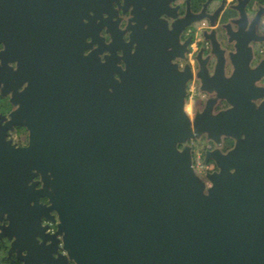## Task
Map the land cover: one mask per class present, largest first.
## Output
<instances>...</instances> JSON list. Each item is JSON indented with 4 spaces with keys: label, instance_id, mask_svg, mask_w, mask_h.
Here are the masks:
<instances>
[{
    "label": "water",
    "instance_id": "95a60500",
    "mask_svg": "<svg viewBox=\"0 0 264 264\" xmlns=\"http://www.w3.org/2000/svg\"><path fill=\"white\" fill-rule=\"evenodd\" d=\"M50 8L56 17L59 9L66 13V42H56L52 29L50 42L18 60L20 82L27 86L20 100L12 95L19 108L8 125L25 126L29 144L3 150L0 166V219L8 221L0 238L11 241L10 251L17 248L19 262L264 264V87L257 85L264 76V57L252 67L256 58L250 46L264 42V36L241 40L244 10L231 7L239 19L238 30L226 32L235 42L229 76L218 42L205 37L217 62L212 75L200 64L196 77L211 96L190 120L184 111L185 77L145 95L132 84L138 79L117 64L146 49L164 55L159 31L146 32L145 39L143 32L132 30L124 43L120 31L107 30L112 42L99 52L110 54L101 61L95 53L83 55L85 43L76 36V24L86 17L83 3L50 0ZM263 14L264 9L258 11L252 24ZM2 31L11 34L10 28ZM8 41L4 53L11 55V36ZM116 50L122 51L120 57ZM222 101L227 108L216 112ZM203 136L214 145L204 160L213 162L216 171L202 179L192 167L188 142ZM225 139L233 146L223 153ZM36 177L34 196L22 197L27 181ZM205 182L211 184L207 193ZM40 198L48 205H41ZM33 209L43 210L34 215L37 223L40 217L57 221L45 248H58L61 241L65 254L54 258L56 251L21 245L12 230L16 221L32 222ZM31 238L37 243L36 236Z\"/></svg>",
    "mask_w": 264,
    "mask_h": 264
},
{
    "label": "flooded vegetation",
    "instance_id": "af4514ba",
    "mask_svg": "<svg viewBox=\"0 0 264 264\" xmlns=\"http://www.w3.org/2000/svg\"><path fill=\"white\" fill-rule=\"evenodd\" d=\"M82 3V12L84 13L85 8L86 17L81 16V24H76L75 29L78 33L76 36L83 38V43H85L86 49L83 51L85 56L95 53L98 59L105 60V56L110 54L109 51H99L105 49L112 42L111 34L107 30L113 32V35L120 31L124 43L129 42L132 30L143 32L145 39L149 34L152 36L154 32H160L161 36L158 35L160 37L158 42L164 47V55L154 54L153 49L145 48L142 55H128L125 57V61L118 60L117 64L134 79H138L132 84H139L145 95L154 94V87L163 85L171 87L185 77L184 111L189 89L193 87L191 83L194 80L198 81V90L205 95V101L201 103L203 106L211 96L210 93L202 90L200 81L196 77L200 64L206 68L209 75H212L217 62V56L212 53L210 41L205 40V37L216 39L226 61L225 75L229 76L232 72L229 55L235 51V42L229 41L226 32L227 29L232 32L238 30L236 21H238L239 15L231 7L237 6L238 9L241 8L246 13V19L241 22L243 27L240 34L241 40L264 36V25H262L264 14L261 15L257 24H252L255 14L264 9V0H80L81 7ZM54 16L55 11L50 8V0H0V117L4 118L0 122V132L3 127H6L5 139L4 141L0 139V166L3 150L8 151V147L25 148L29 144V131L25 126L8 125L10 114L19 108V104L11 102L12 95L15 94V101L20 100L19 94L27 86V82H20L17 73L18 60L23 59L24 54L26 57V54L29 56L30 53H33L36 46H45L50 42L52 29L56 42H66V13L59 9L58 17ZM198 17L204 18L190 24ZM212 21L213 27L210 26ZM226 24L228 27L224 28ZM180 27H183L181 32L175 35L174 31ZM4 28H10L11 34L4 33L2 31ZM212 30L213 32H211ZM9 36L15 46L11 55L4 53ZM147 41L150 44L154 42L153 39ZM261 43L264 44V42ZM258 44L260 43H250L255 58H257L256 47ZM145 46L147 47L146 44ZM134 47L135 44H132L129 50L133 52ZM125 50L128 51L127 47ZM121 55L122 51L116 50V56L120 57ZM263 57L261 55L260 59ZM11 60L14 61L11 62ZM3 62L6 63V67L2 66ZM255 65L254 61L252 67ZM225 108L227 105L223 101L216 107L217 111ZM195 113L192 118L189 115L187 117L192 120ZM213 148L212 144L205 149V152ZM212 167L211 172L216 171L215 165ZM38 180L39 177H36L27 181L22 197L34 196V188H31V185L32 182ZM40 187L41 184L37 185L36 189ZM210 187L211 184L205 182L203 192L207 193ZM39 203L48 205L45 198H40ZM41 211L43 212L41 209L31 210L33 221L29 222L27 219L19 221L21 223L16 221V230L14 229L12 232L19 235L22 246L30 250L56 251L52 253V257L57 258L59 254H65L61 247V241L58 243V248L52 245L45 248L47 245L49 246V241L57 229V221L50 222L40 217L39 223H37L34 215L37 216L42 213ZM30 212L25 210L24 214ZM6 225H8V221L5 217L1 218L0 231ZM32 236H36L37 243L33 242ZM10 243L11 241L6 238H0V264H21L17 259V248L10 251ZM43 257L49 260V257L45 255ZM68 264L73 263L68 262ZM220 264L223 263L220 262Z\"/></svg>",
    "mask_w": 264,
    "mask_h": 264
},
{
    "label": "rangeland",
    "instance_id": "374dc122",
    "mask_svg": "<svg viewBox=\"0 0 264 264\" xmlns=\"http://www.w3.org/2000/svg\"><path fill=\"white\" fill-rule=\"evenodd\" d=\"M262 25H264V22H262ZM262 46H263V44L260 43L256 47V54H257V58L255 59L256 63L260 59L261 54L259 53V50L262 49ZM191 85L194 88V92H193L194 96H190L189 97L190 99H188V101H186L185 111H186V113L189 112L190 117L192 118L195 112L202 110L203 105L201 103H203L205 101V95L203 93H197L198 88H199V84H198L197 80H194L191 83ZM215 111L217 112V109H215ZM223 143H224V141H223ZM188 144L192 148V159H193V154L198 152L200 154V157H201V164L203 166H209L212 168L213 165L204 160L205 149L209 148V146L212 145V143L207 141L205 137H204V139H202V137H201L199 139L189 141ZM232 146H233V141H232ZM232 146L229 149H231ZM228 150L224 151L223 145H222L221 151L223 153L227 152ZM196 174L199 175L198 171H196ZM200 175H201V173H200Z\"/></svg>",
    "mask_w": 264,
    "mask_h": 264
},
{
    "label": "built area",
    "instance_id": "2783aa9c",
    "mask_svg": "<svg viewBox=\"0 0 264 264\" xmlns=\"http://www.w3.org/2000/svg\"><path fill=\"white\" fill-rule=\"evenodd\" d=\"M259 53L264 56V44L262 46V49L259 51ZM257 85L261 86V87H264V76L260 79V81L257 83ZM194 88L191 87L189 89V93H188V99H190L189 97L190 96H194ZM197 93H201L199 90L197 91ZM185 114L188 116H190V113L185 111ZM192 167L194 169V172L196 173V171H198V176L200 178H204L205 174L211 172V170L213 169V167H209V166H203L201 164V157H200V154L198 152L194 153L193 154V159H192ZM201 173V175H200ZM197 175V174H196Z\"/></svg>",
    "mask_w": 264,
    "mask_h": 264
},
{
    "label": "trees",
    "instance_id": "16d2710c",
    "mask_svg": "<svg viewBox=\"0 0 264 264\" xmlns=\"http://www.w3.org/2000/svg\"><path fill=\"white\" fill-rule=\"evenodd\" d=\"M231 146H232V140L225 139V140H224V143H223V150H224V151H225V150H228ZM208 163L214 165L213 162H208Z\"/></svg>",
    "mask_w": 264,
    "mask_h": 264
}]
</instances>
